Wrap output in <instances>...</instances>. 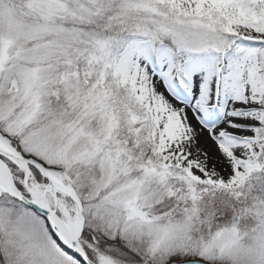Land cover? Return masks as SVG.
Instances as JSON below:
<instances>
[{
	"label": "snow or ice",
	"instance_id": "6c2138e0",
	"mask_svg": "<svg viewBox=\"0 0 264 264\" xmlns=\"http://www.w3.org/2000/svg\"><path fill=\"white\" fill-rule=\"evenodd\" d=\"M0 264H264V0H0Z\"/></svg>",
	"mask_w": 264,
	"mask_h": 264
}]
</instances>
